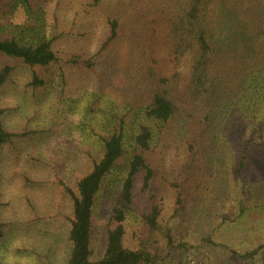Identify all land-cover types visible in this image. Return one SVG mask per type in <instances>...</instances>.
Returning <instances> with one entry per match:
<instances>
[{"label":"trees","instance_id":"1","mask_svg":"<svg viewBox=\"0 0 264 264\" xmlns=\"http://www.w3.org/2000/svg\"><path fill=\"white\" fill-rule=\"evenodd\" d=\"M33 1L0 0V57L30 71V93L41 106L59 103L71 77L68 67L97 71L108 51L120 44L124 28L135 29L128 62L123 60L126 79L117 112L100 109L104 98L92 90L93 98L82 108L77 104V112L71 105L70 114H58L77 117V131L65 130L63 136L79 142L73 144L75 159L70 164L78 175L64 188L70 213L65 218L68 247L63 264H165L172 257L181 264L191 212L206 193L211 196L210 178L221 171L212 154L221 135L226 138L225 126L264 104V0H140L124 4L120 13L110 0H91L95 12H105L98 15L102 24L94 52L83 45L88 39L65 40L60 27L49 37L44 20L36 22L41 9ZM19 8L30 22L7 29L2 21L11 22ZM131 12L136 23L129 21ZM96 19L81 18L86 34ZM63 43L69 50L65 54ZM115 68L103 71L109 78ZM14 71L10 64L0 67V152L30 134L36 139L46 135L28 130L42 122L35 114L18 131L6 124L8 109L1 94ZM72 99L69 102L78 103ZM53 114L48 112L51 127L44 141L56 134ZM93 121L103 125L102 131ZM246 149L234 167L241 177L252 154ZM159 173L167 182L165 190L172 193L169 216L153 194ZM106 192L112 193L111 199L104 197ZM102 199L110 201L107 240L102 256L95 257L93 234ZM2 207L0 194V241L10 231L1 218ZM246 211L241 205L240 212ZM231 253V264H264V242Z\"/></svg>","mask_w":264,"mask_h":264},{"label":"rangeland","instance_id":"2","mask_svg":"<svg viewBox=\"0 0 264 264\" xmlns=\"http://www.w3.org/2000/svg\"><path fill=\"white\" fill-rule=\"evenodd\" d=\"M90 1L34 0L36 9H41L35 16L36 22L44 20L45 31L49 37L58 34L60 27L61 32H65V40H69V36L71 42L75 39H88L83 45L90 46L94 52L93 43L102 24L98 15L100 13L104 16L105 12H95L90 6ZM110 1L114 2L119 13L124 4L140 2ZM133 13L128 14L130 23H136V14ZM87 15L97 16L95 21L98 23L91 25V34H86V22L83 24L81 21V18ZM120 15L125 17V14ZM26 21L30 22L29 17L24 8H19L11 22H2L7 29L15 30ZM134 31L129 25L126 30L124 28L120 44L108 51L103 59L105 64L102 63L97 71L90 73L76 66L68 67L70 69L67 73H71V77L66 81L67 86L64 95L58 99L59 103L55 101L57 104L54 102L55 104L39 105L30 93V71L19 62L0 57V67L10 64L15 69L1 94V103L8 109L6 124L18 131L26 122L29 123L30 117L35 114L42 122H35L36 127L28 130L44 131L46 134L40 139H36L37 135L30 134L24 140L22 138L15 142L13 146L4 147L0 152V194L3 204L1 218L10 226L7 236L0 241V264H63L68 247V223L65 218L70 213L69 198L65 196L64 188L69 185L68 181L73 175H78L71 170L70 164L75 159L74 153H71L73 144L79 142H73L70 137L63 136L65 130L72 129L74 133L77 131V117L58 114L64 110L70 114L68 109L71 105L77 112V104L82 108L87 98H93L92 90L104 98L102 105L98 104L100 109L103 106L107 114H111V111L113 113L114 110L117 112V101L122 97L120 88L126 79V62L123 64V60L128 62L130 38ZM91 37L94 38L92 42ZM63 44L65 54L69 50L65 48V43ZM68 48H72L71 45H68ZM73 50L72 48L70 52ZM64 65H68V61H65ZM111 66L116 68L108 78L103 70ZM82 93H86L84 98ZM72 98L78 103L69 102ZM254 111L244 118L238 117L228 122L224 128L226 138L222 134L221 141L215 146L212 155L221 171L210 178L213 182L210 191L212 197L206 193L204 202H197L191 212L188 226L185 227L189 230L184 231V240L188 245L180 251L185 259L181 264H191L193 261L201 264H231L233 254H230V249L241 252L256 248L264 242V104ZM48 112L57 116L54 122L56 134H50L51 137L44 141L51 127V122L47 120ZM101 115L105 116L102 113ZM93 123L98 132L102 131L103 125L99 126L97 121ZM33 137L34 139H31ZM80 146L84 149L82 144ZM245 149H249L252 154L241 177L234 171V167H237L239 156ZM165 169L167 170V167ZM161 173L164 174V171ZM166 183L161 180L159 173L153 194L158 201L165 204L169 216L172 193L165 190ZM108 193L106 192L104 197L112 196V193ZM102 203L94 226L95 257L102 256L107 240V212L110 201L102 199ZM241 205L247 208L244 214L240 212ZM127 238L132 242V235ZM165 264H180V261L172 257Z\"/></svg>","mask_w":264,"mask_h":264},{"label":"built area","instance_id":"3","mask_svg":"<svg viewBox=\"0 0 264 264\" xmlns=\"http://www.w3.org/2000/svg\"><path fill=\"white\" fill-rule=\"evenodd\" d=\"M191 264H201V263L198 261H193V262H191Z\"/></svg>","mask_w":264,"mask_h":264}]
</instances>
